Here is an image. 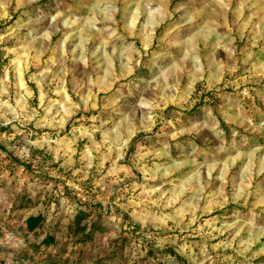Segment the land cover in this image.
<instances>
[{
	"label": "rangeland",
	"instance_id": "rangeland-1",
	"mask_svg": "<svg viewBox=\"0 0 264 264\" xmlns=\"http://www.w3.org/2000/svg\"><path fill=\"white\" fill-rule=\"evenodd\" d=\"M56 255L264 264V0H0V264Z\"/></svg>",
	"mask_w": 264,
	"mask_h": 264
},
{
	"label": "trees",
	"instance_id": "trees-1",
	"mask_svg": "<svg viewBox=\"0 0 264 264\" xmlns=\"http://www.w3.org/2000/svg\"><path fill=\"white\" fill-rule=\"evenodd\" d=\"M42 221H43V217L41 215H34V216H29L25 219L24 221V225H25V229L29 232H32L34 230H36L38 227L41 226L42 224ZM79 219H77V222L75 223L76 227H74L75 230H78L80 225H79ZM82 228V227H81ZM83 230V229H82ZM74 232H77V231H74ZM54 237L53 235H47L45 237V239L42 241V243H38V244H35V243H31L29 246L31 247V250L33 252H35L36 254H38L40 252L41 249V244L43 245H49L50 243L54 242ZM169 252H172V254L178 258L176 255V253H174V251L171 249L169 250ZM82 253V251H81ZM80 253V255H81ZM181 260V259H180ZM67 259H62L59 255H56L54 257L51 258V262L52 264H68V262H66ZM84 260L83 258H77L76 260H72V261H69V264H84ZM95 264H98V263H95Z\"/></svg>",
	"mask_w": 264,
	"mask_h": 264
}]
</instances>
